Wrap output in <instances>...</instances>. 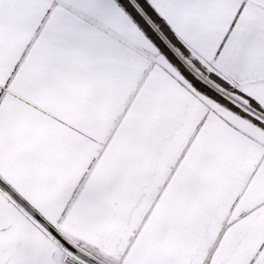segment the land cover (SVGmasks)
Masks as SVG:
<instances>
[{"label":"snow or ice","instance_id":"snow-or-ice-1","mask_svg":"<svg viewBox=\"0 0 264 264\" xmlns=\"http://www.w3.org/2000/svg\"><path fill=\"white\" fill-rule=\"evenodd\" d=\"M0 264H264V0H0Z\"/></svg>","mask_w":264,"mask_h":264}]
</instances>
